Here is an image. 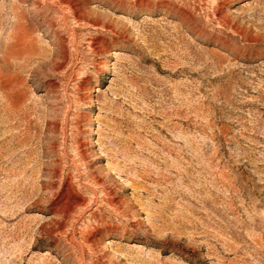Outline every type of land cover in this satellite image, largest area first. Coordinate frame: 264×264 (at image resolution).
<instances>
[{
    "label": "rangeland",
    "instance_id": "obj_1",
    "mask_svg": "<svg viewBox=\"0 0 264 264\" xmlns=\"http://www.w3.org/2000/svg\"><path fill=\"white\" fill-rule=\"evenodd\" d=\"M41 1L0 0V264H264V0Z\"/></svg>",
    "mask_w": 264,
    "mask_h": 264
},
{
    "label": "bare ground",
    "instance_id": "obj_2",
    "mask_svg": "<svg viewBox=\"0 0 264 264\" xmlns=\"http://www.w3.org/2000/svg\"><path fill=\"white\" fill-rule=\"evenodd\" d=\"M85 1L86 0H54V2L59 6V8H63L67 11H69V14L71 15V18L74 20V22L81 28L82 27H85L87 28L88 30H95L97 28V23L91 19L90 17V14L86 11V8L84 7L86 4H85ZM42 3H46V0H42L41 1ZM41 4V3H40ZM52 4V2H51ZM55 5V4H54ZM53 5V6H54ZM56 5V6H57ZM36 6V5H35ZM39 6V5H38ZM41 6V5H40ZM141 6V5H140ZM147 6V5H146ZM42 7H43V4H42ZM37 8V7H36ZM58 8V7H57ZM38 9V8H37ZM40 11V10H39ZM18 12V11H17ZM15 15V14H14ZM20 16L18 14L15 15V20L17 23H19L20 21ZM43 20V19H42ZM42 22V21H41ZM45 23V22H44ZM29 25V24H28ZM75 25V24H74ZM19 27V30L26 33L24 34V36H22V38H18L20 40H25V38H27L25 35H27V32L28 31V27L27 26H18ZM77 27V26H76ZM25 28H28L27 30ZM106 28V27H105ZM100 29V28H99ZM104 29V27H103ZM19 31V33H21ZM112 32L113 29H111L110 27H107V32ZM95 35L93 34L92 36L90 35V39H88V42H87V45L89 47V50L91 51H97V50H100L101 46L99 44V41L98 39L94 38ZM28 39V38H27ZM19 40V44H20V41ZM18 42V41H17ZM25 43V42H24ZM18 44V45H19ZM58 48L61 52V57L62 59H64L66 56H65V53H64V40H62L61 38L58 40ZM74 45V43H73ZM30 46V45H28ZM31 47V46H30ZM75 48V47H74ZM2 49V48H1ZM26 48H23L21 47L20 49H17L19 52H21V54L24 52ZM28 49V48H27ZM36 50V49H34ZM23 51V52H22ZM36 54V53H34ZM32 54V55H34ZM38 54V53H37ZM19 58V57H18ZM28 62V61H27ZM49 128V127H48ZM67 185V184H66ZM63 191V190H62ZM64 193H62L61 195L62 196H65L66 193L68 192V186H65V189L63 191ZM70 195V194H69Z\"/></svg>",
    "mask_w": 264,
    "mask_h": 264
}]
</instances>
